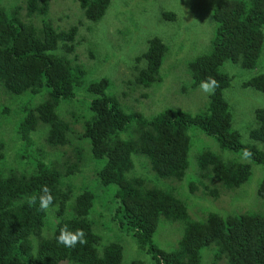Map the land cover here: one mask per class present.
<instances>
[{"label": "trees", "instance_id": "16d2710c", "mask_svg": "<svg viewBox=\"0 0 264 264\" xmlns=\"http://www.w3.org/2000/svg\"><path fill=\"white\" fill-rule=\"evenodd\" d=\"M78 1L85 20L92 23H100L113 2ZM26 4L27 19L18 7L0 4V88L14 100L5 106L9 114L4 122H16V134L23 144L33 147L34 133L45 125L50 146H69L73 127L61 115V107L63 103L72 106L79 94L87 93L82 139L89 144L92 161L102 163L96 170L102 186L117 187L114 199L118 205L112 221L132 235L140 251L151 256L155 264H203L202 250L215 246L214 264L222 260L227 264H264V208L258 207L259 213L242 208L244 213L225 215L209 207L207 212L200 209L206 214L204 219H196L188 205L190 195L197 197L198 181L204 196L210 193L218 198V189L210 190L208 182L226 190L240 189L242 195L253 175L249 162L226 160L209 149L199 151L197 136L189 134L191 127L214 138L224 150L248 153L245 156L264 170V109L256 110L257 125L250 132L251 142L245 144L234 128L232 107L224 94L233 80L227 64L251 71L261 63L264 0H226L215 9L212 49L188 62L190 87H183V92H192L200 89L201 81L214 79L218 86L208 94L207 108L193 114L169 107L152 117L127 109L109 91L113 87L109 77L85 85L87 73L76 60L78 46L83 43L79 40L80 26L55 27L49 19L50 0H26ZM163 17L171 22L177 19L172 11H165ZM147 42V50L137 57L145 67L139 70L136 82L151 88L163 81L162 67L170 48L161 35ZM243 87L264 93V74L246 79ZM41 95L43 100L32 103ZM4 137L2 133V167L6 162ZM198 137L197 144L203 138ZM83 153V148H77L76 160L62 169L48 162L44 153L28 152L35 156L33 167L0 173V264H123L125 248L121 243L113 242L100 250L103 236L95 231L92 218L99 195L87 187L81 191L74 188L72 180L84 166ZM136 156L147 159L158 179L180 182L182 191L151 185L150 177L137 174ZM45 186L53 197L49 205L56 216L53 235L47 233L51 224L48 208L39 206ZM258 196L264 205V176ZM163 219L183 227L173 249H165L155 240ZM64 228L73 233L82 230L85 242L72 248L58 243ZM130 264L146 263L134 260Z\"/></svg>", "mask_w": 264, "mask_h": 264}, {"label": "rangeland", "instance_id": "374dc122", "mask_svg": "<svg viewBox=\"0 0 264 264\" xmlns=\"http://www.w3.org/2000/svg\"><path fill=\"white\" fill-rule=\"evenodd\" d=\"M226 0H113L106 16L100 23H92L85 20L83 10L78 0H50L51 10L49 19L55 27L67 29L72 25L80 26L79 40L83 41L78 46L76 60L81 63L86 71L85 85L95 82L103 77H109L113 81V87L109 90L116 95L122 104L129 110H137L147 117L157 115L166 108H180L197 114L208 106V93L201 88L192 92H183L184 84L188 87L190 74L188 62L194 57L208 53L212 49V40L215 36L216 23L214 12L217 6ZM0 4L6 7L15 6L20 9L23 18L27 19L26 0H0ZM165 11L176 13L175 22L167 21L163 17ZM34 21L42 24L40 18ZM80 21L83 25H80ZM161 35L170 50L162 67L163 81L151 88H146L136 82L139 70L145 67L144 62H137V57L148 48V39ZM227 71L233 76L231 87L225 90L226 100L232 107L233 125L242 136L245 144L251 142L250 132L256 127V110L264 109V93L254 88L245 89L243 82L258 74H264V48L261 63L257 70H242L239 66L227 64ZM80 91V89H79ZM29 101L28 97H24ZM44 99V95L37 97L35 104ZM87 93L79 94L77 101L71 105L63 103L61 115L72 124L71 144L65 147H53L46 141V126L40 125L34 133V145L27 148L16 134V122L5 118L7 109L14 101L13 98L0 88V135L5 136L6 162L2 171L11 169L22 170L26 166L33 167L35 155L44 153L47 161L56 163L60 168L67 163H73L77 158V148H83L84 166L82 172L75 175L72 182L77 191L87 187L99 195L92 218L95 220V231L103 236L100 247L117 242L125 248L123 264H130L134 260H142L146 264H155L151 256L140 251L136 240L132 235L122 232L117 226L115 211L117 201L114 195L116 186L103 187L97 179V172L102 163H95L91 159L90 147L87 141L82 139L83 118L87 112ZM191 136L196 137V146L199 151L209 149L222 156L226 160H237L252 164L253 175L249 183L244 187L243 194L240 189L226 190L222 185L208 182L211 189L217 188L219 197L212 194L204 196L201 181L196 191L197 197L189 196V212L196 219H204L209 207L210 211L228 214H240L245 212H260L258 207L264 208L263 201L258 196V188L264 176L263 166L253 163L251 159L242 154H236L221 148L220 144L212 137L205 135L200 129L191 127ZM198 135L203 138L198 141ZM29 156V159H28ZM41 156V155H39ZM136 156L137 174H146L153 186L171 190L175 188L182 191L180 182L170 179L162 180L153 175L147 159ZM193 154H190V167H192ZM188 177V176H187ZM189 178V177H188ZM154 180V181H153ZM254 185L256 187L254 188ZM165 186V187H164ZM186 200V199H185ZM188 202V201H187ZM244 210H243V209ZM49 211L50 226L47 233H53L56 216L53 209ZM208 216V215H207ZM165 220L163 219V223ZM161 224L156 234V242L165 249H173L182 237L183 227L179 223ZM53 235V234H52ZM216 247L211 246L202 250V263L214 264ZM61 264H69L63 262ZM216 264H227L225 260Z\"/></svg>", "mask_w": 264, "mask_h": 264}, {"label": "clouds", "instance_id": "9594fccd", "mask_svg": "<svg viewBox=\"0 0 264 264\" xmlns=\"http://www.w3.org/2000/svg\"><path fill=\"white\" fill-rule=\"evenodd\" d=\"M217 86H218L217 82L211 78L207 81H201L200 83V88L208 94L214 93L215 88ZM245 155H248V153H245ZM42 192L43 195L39 197V206L41 209H47L49 205L52 203L53 197L49 193V190L46 186L42 189ZM33 200L35 201V198H33ZM84 236L85 234L82 230H77L76 232L73 233L68 229L64 228L61 229L60 235L58 236L57 239H58V243L64 245L65 247L72 248L75 247L77 243L83 244L85 242Z\"/></svg>", "mask_w": 264, "mask_h": 264}]
</instances>
